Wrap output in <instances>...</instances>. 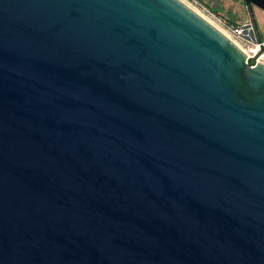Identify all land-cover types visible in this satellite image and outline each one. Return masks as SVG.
Wrapping results in <instances>:
<instances>
[{
  "label": "water",
  "instance_id": "95a60500",
  "mask_svg": "<svg viewBox=\"0 0 264 264\" xmlns=\"http://www.w3.org/2000/svg\"><path fill=\"white\" fill-rule=\"evenodd\" d=\"M180 0H0V264H264V38Z\"/></svg>",
  "mask_w": 264,
  "mask_h": 264
},
{
  "label": "rangeland",
  "instance_id": "374dc122",
  "mask_svg": "<svg viewBox=\"0 0 264 264\" xmlns=\"http://www.w3.org/2000/svg\"><path fill=\"white\" fill-rule=\"evenodd\" d=\"M198 9L211 16L216 21L236 25L251 20L249 9L244 0H189ZM212 7L218 12H213ZM262 37L264 38V11L255 8ZM215 15V16H214Z\"/></svg>",
  "mask_w": 264,
  "mask_h": 264
},
{
  "label": "built area",
  "instance_id": "2783aa9c",
  "mask_svg": "<svg viewBox=\"0 0 264 264\" xmlns=\"http://www.w3.org/2000/svg\"><path fill=\"white\" fill-rule=\"evenodd\" d=\"M215 16V15H214ZM231 36L242 46L248 57H255L261 50L256 30L251 20L236 25L220 22ZM264 63V53L258 58Z\"/></svg>",
  "mask_w": 264,
  "mask_h": 264
},
{
  "label": "bare ground",
  "instance_id": "6f19581e",
  "mask_svg": "<svg viewBox=\"0 0 264 264\" xmlns=\"http://www.w3.org/2000/svg\"><path fill=\"white\" fill-rule=\"evenodd\" d=\"M180 1H182L184 4H186L191 9H193L195 12H197L205 20H207L208 22H210L214 27H216L218 30H220L223 34H225L228 38H230L239 48H241L244 51V49L242 48V46L231 36V34H229V32L226 30V28L219 21H216L211 16L207 15L206 13H204L203 11H201L200 9H198L189 0H180ZM258 62H262V59H259Z\"/></svg>",
  "mask_w": 264,
  "mask_h": 264
},
{
  "label": "trees",
  "instance_id": "16d2710c",
  "mask_svg": "<svg viewBox=\"0 0 264 264\" xmlns=\"http://www.w3.org/2000/svg\"><path fill=\"white\" fill-rule=\"evenodd\" d=\"M211 8H212V11H213V12H218V11H219V10H218L217 8H215V7H212V6H211Z\"/></svg>",
  "mask_w": 264,
  "mask_h": 264
}]
</instances>
